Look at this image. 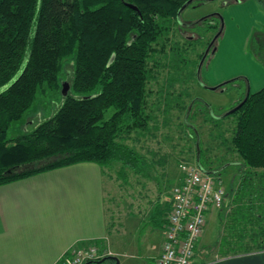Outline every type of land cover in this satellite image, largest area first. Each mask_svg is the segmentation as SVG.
<instances>
[{"label": "trees", "instance_id": "obj_1", "mask_svg": "<svg viewBox=\"0 0 264 264\" xmlns=\"http://www.w3.org/2000/svg\"><path fill=\"white\" fill-rule=\"evenodd\" d=\"M188 1L0 0V185L82 162L139 168L143 157L124 137L148 125L149 60L157 50L166 55L172 49L170 36ZM214 24L218 32L220 20ZM261 40L256 33L254 42ZM68 63L70 93L61 94L60 108L33 130L9 138L42 90L47 95L63 88ZM238 106L226 117L236 118L228 143L242 160L232 182H238L232 215L243 249L232 251L227 241L225 257L264 251V171L257 172L264 170V88L246 92ZM204 170L222 183L220 172Z\"/></svg>", "mask_w": 264, "mask_h": 264}, {"label": "rangeland", "instance_id": "obj_2", "mask_svg": "<svg viewBox=\"0 0 264 264\" xmlns=\"http://www.w3.org/2000/svg\"><path fill=\"white\" fill-rule=\"evenodd\" d=\"M255 1L262 7V13L255 14V19L259 21L264 16V0ZM232 5L231 0H196L184 11L182 20L188 19L192 15L203 18L207 12L217 11L220 18L221 16L224 18V34L226 20L223 13ZM220 18L216 19L215 22L218 23L219 20L221 22ZM182 22L179 23L183 24ZM259 25L262 26L261 23ZM261 26L253 29L251 34L254 37L256 33L261 35L263 40L256 44L253 37L250 48H245L241 40L247 33L245 27L232 35L234 41L229 40L230 30L225 41L221 40L223 39L222 34L218 39V43L223 42L220 53L222 62L229 57L230 60L237 62H235L237 69L241 70L243 68L249 69V65L256 59L255 62L261 64V66L259 65L260 70L264 71V62L261 60L264 58V27ZM191 30L200 31L206 37L202 40L188 42L177 34L176 29L170 36L172 44L169 45L172 49L168 48L169 53L165 55L157 50L149 60L151 73L147 85L148 125L145 129H136L124 137V142L143 157L139 168L136 170L129 169L120 163H115L107 170L116 182L117 202L119 204L121 202L124 210L128 209V205L132 203V187L141 189L137 182L143 183L145 187L149 185L145 182H155L159 185L165 182L170 188L173 185L172 170L178 171L179 164L183 161L192 164L197 163L196 134H198L200 136V163L206 170L211 169L216 173H221L219 177L226 191L225 205L219 209H211L209 212L207 225L204 229V239L199 245V252L202 250L211 251V260H209L211 262L218 257H224L225 253H221V251L227 249L225 248L228 246L227 241L233 247L232 251L237 252L243 249L237 238H234L235 227H238V224L234 222L232 215V210L235 207L232 204V189H236L238 186L237 182L233 187L232 182L235 175L240 171L242 160L236 152L231 151L228 143L235 131L236 118L225 115L237 106L248 88L244 79L245 76L233 77L230 75L233 67L230 66L229 61H225L221 67H216V63L211 67V58H208L201 72L204 82L200 80L198 77L202 60L200 55L209 48L210 44L207 46L209 39L213 37L215 32L218 34L220 30L217 32L215 28H212L209 33H206L202 31L204 28L201 26ZM158 46L161 45L156 47ZM72 71V64H65L64 72L68 73L65 81L68 84L72 80V74H70ZM261 74L264 75V73ZM254 75L251 74L249 77L254 80ZM218 77L226 78L222 80ZM215 79H219L218 82ZM63 83L64 81H62ZM226 83L228 84L225 89H211ZM253 85L255 86V83ZM254 86H252V92L256 91ZM62 89L59 92H47V95L42 90L31 111L12 125L9 138L18 137L33 130L45 118L54 115L61 106ZM191 105L194 107H192V114L190 112L191 116L189 114L188 118L187 109ZM113 112L114 109L109 110L106 118H109ZM187 119L189 123H186ZM120 141H123V138ZM262 171L264 170H257L259 173ZM238 230V235H240L243 230ZM108 250L113 253V256L115 255L111 248L108 247ZM216 255L218 256L216 257Z\"/></svg>", "mask_w": 264, "mask_h": 264}, {"label": "crops", "instance_id": "obj_3", "mask_svg": "<svg viewBox=\"0 0 264 264\" xmlns=\"http://www.w3.org/2000/svg\"><path fill=\"white\" fill-rule=\"evenodd\" d=\"M231 1L233 5L223 13L226 29L221 40L225 41L230 30L229 40L234 41L232 35L245 27L247 33L241 40L245 48H250L252 31L260 23L264 27V16L259 21L255 19L256 13H262V7L255 0ZM222 45L223 42L217 44L211 67L215 63L221 67L229 61L233 67L230 75L245 76L250 92L254 83L259 91L264 85L261 64L254 58L250 70H238L235 60L228 57L222 62ZM251 74L254 80L249 77ZM171 178L170 188L165 182L160 185L145 182L149 184L147 187L137 182L141 189L132 187V203L125 210L117 202L112 174L92 162L56 168L0 185V264H63L72 247L91 244L111 248L119 264H154L165 242L171 190L181 182L182 174L172 170ZM203 239L204 234L194 264H264V251L237 257L228 255L209 262L211 251H198ZM116 263L109 259L102 264Z\"/></svg>", "mask_w": 264, "mask_h": 264}, {"label": "built area", "instance_id": "obj_4", "mask_svg": "<svg viewBox=\"0 0 264 264\" xmlns=\"http://www.w3.org/2000/svg\"><path fill=\"white\" fill-rule=\"evenodd\" d=\"M179 170L182 180L171 190L165 242L154 264H194L209 212L222 208L226 202L223 184L200 165L183 161ZM108 257H113V253L96 244L74 246L64 256L63 264H99Z\"/></svg>", "mask_w": 264, "mask_h": 264}, {"label": "flooded vegetation", "instance_id": "obj_5", "mask_svg": "<svg viewBox=\"0 0 264 264\" xmlns=\"http://www.w3.org/2000/svg\"><path fill=\"white\" fill-rule=\"evenodd\" d=\"M182 16H183V14H182ZM193 16L194 15H192L191 17H189L188 19H185V20H182V17H181V21H183L182 22L183 24L179 23V26L177 27V34L180 35L181 37H183V39L187 40L188 42L193 41V40H195V41L202 40L206 37V36L205 37L203 36L202 32H200V31H199L200 33L195 32L194 30H191V29H195L198 26H201L204 28V30H202L203 32L209 33V30H211L212 27L215 25L214 23H215L216 19L220 18V15L218 14L217 11H209L205 14V16L203 18L193 17ZM214 37H213V39H214ZM212 40H211V42H212ZM215 47H217V46L213 45L212 48H215ZM210 56H212L211 52H210L209 56L207 57L206 61L208 60V58H211ZM206 61H205V63H206ZM196 160H197V164L200 165L201 157L199 156L198 152H197Z\"/></svg>", "mask_w": 264, "mask_h": 264}, {"label": "water", "instance_id": "obj_6", "mask_svg": "<svg viewBox=\"0 0 264 264\" xmlns=\"http://www.w3.org/2000/svg\"><path fill=\"white\" fill-rule=\"evenodd\" d=\"M194 1H195V0H189L186 4H184V5L182 6V8L180 9V11H179V13H178V18H179V19L182 17L183 12H184V11H185V10H186V9H187V8H188V7L194 2ZM205 1H214V0H205ZM235 1H236V2H240V1H242V0H235ZM129 7L132 8V9H134V10H138V7H137V6L129 5ZM223 30H224V18L221 16V28H220V31H219V33L214 37V39L212 40V42L210 43L209 48L206 50V52H205V54H204V56H203V58H202V60H201V64H200V67H199V70H198V77H199V78H200V76H201V71H202L203 65H204V63H205L207 57H208L209 54H210V50H211V48L213 47V45L215 44V42L221 37V35H222V33H223ZM216 51H217V47L213 48V50L211 51V55H214V54L216 53ZM223 85H225V84H222V85L217 86V87H212L211 89H212V90H218V89H221V87H223ZM69 88H70V85H69L68 83H64V84H63V89H62L63 92H62V93H63V96H64V97L68 95ZM249 93H250V90L248 89V91H247V95H249ZM192 107H193V105L190 106L189 111H188V114H187V117L189 116ZM238 108H239V106L236 107V108H234V109L231 110L230 112H228L225 116L230 115L231 113L235 112ZM199 143H200V142H199V139H198V141H197V149H198V154H199V156H200V150H199V148H200V144H199ZM107 259H112V260H114V261L117 262L116 264H119V260H118V258L115 257V256L110 257V258H105V259H103L101 262H99V264H102V263L105 262Z\"/></svg>", "mask_w": 264, "mask_h": 264}]
</instances>
